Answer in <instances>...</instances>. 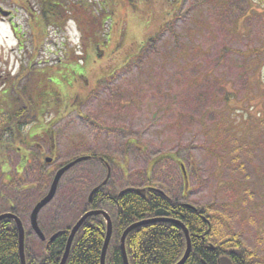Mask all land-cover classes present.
Returning a JSON list of instances; mask_svg holds the SVG:
<instances>
[{"label":"rangeland","instance_id":"1","mask_svg":"<svg viewBox=\"0 0 264 264\" xmlns=\"http://www.w3.org/2000/svg\"><path fill=\"white\" fill-rule=\"evenodd\" d=\"M19 2L0 0V88L23 87L31 60L34 99L58 100L32 124L29 145L7 152L0 213L13 208L30 235V211L54 173L91 154L39 213L47 237L76 222L105 179L101 158L107 194L155 187L204 210L212 243L236 236L264 264V0H67L64 27L38 38L28 21L36 7Z\"/></svg>","mask_w":264,"mask_h":264},{"label":"trees","instance_id":"2","mask_svg":"<svg viewBox=\"0 0 264 264\" xmlns=\"http://www.w3.org/2000/svg\"><path fill=\"white\" fill-rule=\"evenodd\" d=\"M19 3L25 5L21 7H28L29 4L30 7L34 5L37 9L34 21L28 19L30 27L34 30L33 36L36 38L43 34L42 27L47 29L50 24L64 27L66 23L64 18L68 13L67 8L71 6L67 0H21ZM93 18L94 25L101 28L103 19L94 14ZM86 28L82 29L88 31ZM15 29L13 26V30ZM90 30H94V34L96 33L95 28L90 27ZM20 71L29 73L27 81L22 82L23 87L16 86L11 81L7 89L4 90L2 86L0 88L4 92L0 99L1 104H4L0 107L2 108L0 110V174H2L1 168L4 167V160L8 158L7 152L10 150L20 152L22 144L27 141L29 136L24 127L28 128L29 133L33 131L32 124L38 123L40 118L47 113L49 101L58 100L57 93L55 95L50 93L45 101L34 99L33 90L35 88L32 86L31 93L29 89L34 77L37 76V70L32 69L31 60L28 61L25 68L22 66ZM50 89L52 90L51 87ZM46 134L53 139L50 130ZM86 156H89L87 162H93L96 159L95 155ZM21 158L22 166H24L27 162L23 155ZM76 166L72 169H75ZM145 188L144 195L131 191L120 195H118L119 193L110 195L103 188L93 195L91 202H88V197L84 201L78 218L87 211L96 210L106 211L111 218L113 230L105 255V264H122L119 246L122 233L137 222L153 218L154 212L157 210L167 212L172 219L181 221L187 228L191 250L185 264H219V258L222 256L227 257L232 264H253L256 261L254 254L245 251L236 236L222 238L218 242L212 243L213 224L204 210L197 207L194 210L187 208L181 202L172 199L165 193H160L154 187ZM106 207H110V210H106ZM8 212L16 213L13 208ZM38 225L47 236L39 217ZM71 227L54 230L53 232L59 231L60 233L50 243L39 242L43 246V255L39 256V259L42 258L40 260L36 259V255L33 253L35 249L31 247L33 243L29 237L33 233L30 231L29 235L27 232L24 243L26 264H59ZM106 228L102 216L88 217L73 238L65 264H100ZM211 245L214 249H211ZM185 249L186 242L183 231L172 222L157 221L142 225L130 231L125 238L128 264H176L182 258ZM0 264H20L18 230L10 219L0 221Z\"/></svg>","mask_w":264,"mask_h":264},{"label":"water","instance_id":"3","mask_svg":"<svg viewBox=\"0 0 264 264\" xmlns=\"http://www.w3.org/2000/svg\"><path fill=\"white\" fill-rule=\"evenodd\" d=\"M1 15L3 16H7L8 13H4L1 12ZM88 157L86 156H82V157H78L75 160L68 162L67 164H65L64 166H62L61 168H59L53 175V179L50 183L49 189L47 191V193L33 206L30 215H29V224L30 227L32 229V231L34 232V234L38 237L39 240L44 241L45 238L43 236V234L41 233L38 224H37V217L39 212L47 205L50 203V201L53 199L56 190H57V186L62 178V176L69 171L74 165L87 161ZM46 163H50L51 159L50 158H46L45 159ZM106 184V180H104V182L102 183V186ZM97 191V188L93 189L92 192L90 193L89 196V202L91 201L92 196L94 195V193ZM136 192V193H144V190H138V189H126L124 190L122 193L124 192ZM155 219H151V220H146V221H141V222H137L131 226H129L121 235L120 237V241H119V246H120V251H121V258H122V264H128V260H127V256H126V252H125V238L128 235V233L130 231H132L133 229L140 227L142 225H146L149 223H154L160 220L163 221H168V222H172L176 225H178L184 234L185 240H186V249L184 252L183 257L179 260L178 263L176 264H185V262L187 261L189 254H190V249H191V243H190V238H189V234L187 229L185 228V226L179 222V221H175V220H171L168 219L166 220V218H168V213L163 212L162 210H157L155 213ZM91 216H102L105 221H106V227H107V231H106V236H105V240H104V244L101 250V256H100V264H105V255H106V251H107V247L109 245L110 242V238H111V234H112V225H111V221L110 218L108 217V215L103 212V211H89L84 213L76 222L75 224L72 226V228L70 229V233L69 236L67 238V242L65 245V249L61 258V261L59 264H65L67 257L69 255V251H70V247L73 241V238L75 236V234L77 233V231L79 230V228L81 227V225L84 223V221ZM158 218V219H157ZM160 218V219H159ZM164 218V219H161ZM4 219H11L15 222L16 226H17V230H18V255H19V262L20 264H25V256H24V228L20 222V220L18 219V217H16L13 214L7 213V214H2L0 215V221L4 220ZM57 235V234H56ZM56 235H54L52 238H50V241H52ZM219 264H231L230 260L226 257H221L219 260Z\"/></svg>","mask_w":264,"mask_h":264},{"label":"flooded vegetation","instance_id":"4","mask_svg":"<svg viewBox=\"0 0 264 264\" xmlns=\"http://www.w3.org/2000/svg\"><path fill=\"white\" fill-rule=\"evenodd\" d=\"M0 105H3V104H1V101H0ZM26 132H27V134H28V136H29V130H28V128H26ZM26 140H27V139H26ZM24 144H25L26 146L29 145L27 141H25ZM21 149H22V148H21ZM24 149H25V148H24ZM26 150H27V149H26ZM26 150H25V151H26ZM29 156L31 157L30 153H29ZM20 157H21V155H20ZM24 159H25V162H27V163L29 162L25 157H24ZM21 161H22V158H21ZM105 166H106V164H105ZM98 186H99V185L94 186L93 189L97 188ZM187 188H188L187 186H183L182 191H183V192L185 191V193L188 192V189H187ZM98 190H99V189L97 188V191H98ZM97 191H96V192H97ZM182 204H187V203L182 202ZM10 213H12V212H10ZM1 214H2V213H0V215H1ZM14 214H15L17 217H19L16 213H14ZM57 233H58V234H57ZM59 233H60L59 231H55V232H53V234H52L51 237H53V235H56V234H57V236H58ZM57 236H56L54 239H56ZM51 237H50V238H51ZM50 238H49V240H48V243H49V241H50ZM54 239H53V240H54ZM53 240H52V241H53ZM52 241H51V242H52Z\"/></svg>","mask_w":264,"mask_h":264}]
</instances>
